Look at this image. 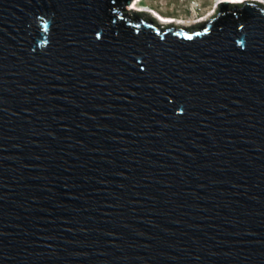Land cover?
I'll use <instances>...</instances> for the list:
<instances>
[{
    "label": "water",
    "instance_id": "obj_1",
    "mask_svg": "<svg viewBox=\"0 0 264 264\" xmlns=\"http://www.w3.org/2000/svg\"><path fill=\"white\" fill-rule=\"evenodd\" d=\"M122 1L0 0V264H264V4Z\"/></svg>",
    "mask_w": 264,
    "mask_h": 264
},
{
    "label": "rangeland",
    "instance_id": "obj_2",
    "mask_svg": "<svg viewBox=\"0 0 264 264\" xmlns=\"http://www.w3.org/2000/svg\"><path fill=\"white\" fill-rule=\"evenodd\" d=\"M142 3L148 4L141 7L145 15L157 12L162 17L169 16L174 20L177 18L187 28L197 27L199 18L209 16L218 6L217 0H142Z\"/></svg>",
    "mask_w": 264,
    "mask_h": 264
},
{
    "label": "trees",
    "instance_id": "obj_3",
    "mask_svg": "<svg viewBox=\"0 0 264 264\" xmlns=\"http://www.w3.org/2000/svg\"><path fill=\"white\" fill-rule=\"evenodd\" d=\"M236 3H239V2H236ZM232 4H235V2H232ZM122 5H123V8H124V6L126 5V0H123L122 1ZM143 6H146V5H148L147 3H143L142 4ZM261 5V4H260ZM142 6V7H143ZM218 10H219V12H220V10H221V6L218 4ZM136 8H140V7H136ZM131 13L132 14H135V16H138V14H140V13H142L141 15H143L144 17H147L148 15H145V13L144 12H142L141 10H137V11H131ZM150 19H152V20H154L151 16H150ZM200 24H202V23H200ZM199 24V25H200Z\"/></svg>",
    "mask_w": 264,
    "mask_h": 264
},
{
    "label": "bare ground",
    "instance_id": "obj_4",
    "mask_svg": "<svg viewBox=\"0 0 264 264\" xmlns=\"http://www.w3.org/2000/svg\"><path fill=\"white\" fill-rule=\"evenodd\" d=\"M142 4H143V3H142V0H133V1H132V5L135 6V7H139V6H140V8H141V7L143 6ZM158 16L161 17V19H160V18H158V19H159L161 22L163 21L162 23H165V22L167 23V22H169V18L166 19L165 17H162V16H160V15H158ZM177 21L180 22L181 20L178 19Z\"/></svg>",
    "mask_w": 264,
    "mask_h": 264
}]
</instances>
